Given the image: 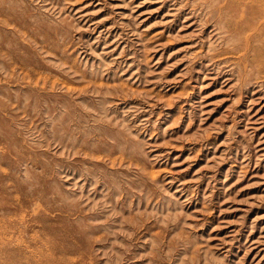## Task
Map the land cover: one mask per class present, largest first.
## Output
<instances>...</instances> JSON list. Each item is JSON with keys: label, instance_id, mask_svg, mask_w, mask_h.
<instances>
[{"label": "rangeland", "instance_id": "374dc122", "mask_svg": "<svg viewBox=\"0 0 264 264\" xmlns=\"http://www.w3.org/2000/svg\"><path fill=\"white\" fill-rule=\"evenodd\" d=\"M211 1L0 0V264H264V72Z\"/></svg>", "mask_w": 264, "mask_h": 264}, {"label": "bare ground", "instance_id": "6f19581e", "mask_svg": "<svg viewBox=\"0 0 264 264\" xmlns=\"http://www.w3.org/2000/svg\"><path fill=\"white\" fill-rule=\"evenodd\" d=\"M208 6L213 7L211 15L217 13V24H225L227 38L240 40L230 52H240L246 70L251 65L259 73L264 72V0L211 1Z\"/></svg>", "mask_w": 264, "mask_h": 264}]
</instances>
